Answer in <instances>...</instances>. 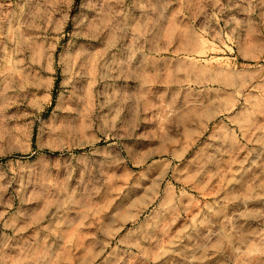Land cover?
Segmentation results:
<instances>
[{
	"label": "rangeland",
	"instance_id": "rangeland-1",
	"mask_svg": "<svg viewBox=\"0 0 264 264\" xmlns=\"http://www.w3.org/2000/svg\"><path fill=\"white\" fill-rule=\"evenodd\" d=\"M0 264H264V0H0Z\"/></svg>",
	"mask_w": 264,
	"mask_h": 264
}]
</instances>
